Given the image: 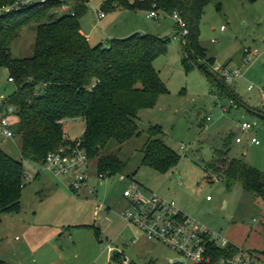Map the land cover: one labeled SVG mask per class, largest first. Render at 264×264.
Returning <instances> with one entry per match:
<instances>
[{"label":"rangeland","instance_id":"1","mask_svg":"<svg viewBox=\"0 0 264 264\" xmlns=\"http://www.w3.org/2000/svg\"><path fill=\"white\" fill-rule=\"evenodd\" d=\"M105 1L89 0L86 11L78 18L81 28L89 34L90 43L109 44L111 39L136 32L169 36L168 51L153 62L168 92L160 95L153 108L140 111L139 135L123 144L112 141L106 149L105 153L116 154L124 162L121 173L106 174L99 179L96 161H90L88 184L97 188L95 194L83 188L77 195L66 183L54 179L43 164L24 160L23 206L17 214L1 215L0 251L12 259V264H40L28 258L26 248L23 255L21 248L15 246L27 238L24 226L29 224L33 244L38 245L37 257L41 260V254L43 261L52 260L55 264H114L117 259L109 247L119 251L118 260L128 258L136 264H193L190 260L171 262L170 259L179 257L177 251L148 240L135 227L127 225L121 211L129 206L124 192L130 188L132 179L146 190L176 201L179 207L185 206L190 212L188 215L210 228L225 233L233 223L245 230L249 240L254 239L255 244H259L264 237L260 229L264 226V200L209 165L216 154L223 151L227 158L243 159L264 171V117L248 112L243 104L231 107V98L218 89L213 91L204 70L195 64L187 68L183 61L186 56L184 38L175 34L176 21L172 13L159 10V20H156L148 16V9L116 5L99 22L96 8H101ZM69 9V6L57 9V17ZM37 25L31 22L22 26L10 45L14 58L33 56ZM199 27V42L206 58L215 59L214 66L242 67L244 47L256 51L251 62L242 67V78L230 86L238 84L239 95L264 115V101L259 93V88L264 86V62L259 60L260 56L264 57V0H210L204 7ZM8 75V69L0 67V92L6 95L16 87L8 80ZM251 84L253 88L248 89ZM221 106L228 111L222 113ZM244 120L253 124L248 132L240 128ZM154 124L162 127L164 141L179 156L177 164L168 171L143 163L148 129ZM84 127L82 118L67 119L64 123V130L71 139L80 138ZM230 133L234 135L225 143ZM238 134L243 137L240 143L235 140ZM252 136L259 140L258 144L251 142ZM0 146L21 159L19 136L14 140L0 139ZM42 177H48L49 186L41 183ZM207 196L212 200L208 201ZM99 202L111 207L107 212L95 214V205ZM44 231H50L55 238L42 242L48 236L41 234ZM136 236L138 239L133 241Z\"/></svg>","mask_w":264,"mask_h":264},{"label":"trees","instance_id":"2","mask_svg":"<svg viewBox=\"0 0 264 264\" xmlns=\"http://www.w3.org/2000/svg\"><path fill=\"white\" fill-rule=\"evenodd\" d=\"M12 1L0 0V6ZM209 1L106 0L102 8L106 12L116 5L157 12L179 11L187 21L188 32L181 36L187 68L197 65L205 71L213 91L218 89L237 104L245 105L230 84L210 70L215 59L206 58L199 42L200 20ZM86 2L48 0L0 14V67L8 69V77L13 78L16 86L9 101L17 107L11 127L20 138L21 153V159H17L0 146V221L3 213L21 210L26 177L24 160L43 164L50 151L69 141L61 120H84L80 138L88 158L96 161L99 173L112 176L121 173L125 164L118 155L105 153L109 144L112 141L123 144L139 135L140 111L153 108L160 95L168 92L153 62L168 51L170 37L136 32L111 39L109 44L92 45L81 32L78 19L86 11ZM68 6L69 11L57 17V9ZM31 22L38 23L34 54L14 58L10 45L22 26ZM181 29L176 23L175 34L179 35ZM190 59L194 62L189 63ZM202 60L205 62H199ZM251 110L262 113L258 108ZM163 134L160 125L149 126L143 163L168 171L177 164L179 156L164 141ZM233 135L230 133L225 143ZM209 166L223 172L230 181H239L243 188L256 192L264 200V171L243 159L227 158L223 151L216 154ZM210 250L213 260L203 264H219L221 256L232 258L239 251L234 244L228 248L211 245Z\"/></svg>","mask_w":264,"mask_h":264},{"label":"built area","instance_id":"3","mask_svg":"<svg viewBox=\"0 0 264 264\" xmlns=\"http://www.w3.org/2000/svg\"><path fill=\"white\" fill-rule=\"evenodd\" d=\"M47 1L13 0L0 6V14L19 9L22 6ZM88 2L89 0L86 3ZM106 14L102 7L96 8L98 20L104 18ZM149 15L159 20V13L155 9L151 10ZM172 16L182 28L179 35L184 36L187 34V21L181 13L175 10ZM255 52L250 47H244L242 67L251 62ZM212 67L228 84L243 76L242 67L231 68L228 65H212ZM8 80L10 82L14 81L12 77H8ZM248 88L251 89L252 84ZM260 91L264 99V88H261ZM230 103L231 106L237 105L232 98ZM16 109L17 107L9 101V95L0 92V139L3 141L14 140L16 137L11 127ZM221 111L225 113L228 108L221 106ZM209 119L210 116L207 117V120ZM66 121L67 119H63L60 122L64 124ZM252 127L253 124L247 120L242 121L240 124L243 132H248ZM235 140L240 143L243 137L236 136ZM251 142L258 144L259 140L252 136ZM90 161L81 138H69V141L62 143L57 149L46 155L43 166L53 177L66 183L73 193H78L88 185ZM97 175L99 179L106 176V174L99 172H97ZM215 180H218V178ZM89 191L95 194L97 189L93 186L89 187ZM124 195L129 200V206L121 211V216L127 224L135 227L149 240L161 242L177 251L180 256L185 258V261L190 260L193 264L210 263L213 260V254L210 250L211 245L228 248L229 245L234 244L239 251L232 258L221 256L218 259L219 264H264V261H260L255 253L231 241L222 230H214L191 217L181 210L176 201L166 199L154 191L146 190L134 179H132L130 188L124 192ZM207 199H211V197L208 196ZM95 209L107 212L109 207L99 202L95 205ZM108 249L110 252L113 251L112 247ZM0 264H2L1 261ZM114 264H130V260L124 258L114 262Z\"/></svg>","mask_w":264,"mask_h":264},{"label":"crops","instance_id":"4","mask_svg":"<svg viewBox=\"0 0 264 264\" xmlns=\"http://www.w3.org/2000/svg\"><path fill=\"white\" fill-rule=\"evenodd\" d=\"M66 8V7H65ZM148 16H150V15H148ZM153 18V17H152ZM99 22L101 21V19L100 20H98ZM81 32L83 33V34H85L86 35V37L89 39V34H87L82 28H81ZM259 60L261 61V62H264V57L263 56H260L259 57ZM244 75V74H243ZM242 78V77H241ZM238 85V84H237ZM237 85H234L233 86V84H232V89L234 90V92L235 93H237L238 94V96H240V98L242 99V100H244V103H245V105H244V107L246 108V110L248 111V112H251V110H249V109H251V108H255V107H252V104L251 103H248L245 99H244V97L243 96H241V95H239V93H238V88H237ZM252 88H253V86H252ZM251 88V89H252ZM261 88H264V86L263 87H260L259 88V93H260V98L264 101V99H263V97H262V93H261V91H260V89ZM249 89V88H248ZM231 107H233V106H231ZM251 113H253V112H251ZM85 128V127H84ZM65 135L68 137V135L66 134V132H65ZM237 136H239V134L237 135ZM241 136V135H240ZM6 141V140H5ZM243 141V140H242ZM39 174V173H38ZM52 176V175H51ZM53 177V176H52ZM48 177H42V184L43 185H47V186H49V182H48V179H47ZM54 179H56L55 177H54ZM121 179L123 180V179H125V177L122 175L121 176ZM56 180H58V179H56ZM50 181V180H49ZM63 182V181H62ZM64 183V182H63ZM87 188H89V184L86 186V188L84 187V189H83V191H86V189ZM97 189V188H96ZM79 194V192L77 193V195ZM208 197V196H207ZM22 199H23V192H22V197H21V208H22V206H23V204H22ZM208 201H211L212 200V198L211 199H207ZM109 205V204H108ZM109 208L111 207L110 205L108 206ZM180 208H181V210L183 211V212H185L186 214H188V213H190L189 212V210L185 207V206H180ZM21 211V210H20ZM19 211V212H20ZM19 212H17V213H19ZM98 212H103V211H100V210H96L95 209V214H98ZM16 213V214H17ZM4 214H7V213H3L2 215H4ZM18 219V218H17ZM124 219V218H123ZM2 220V219H1ZM1 222V221H0ZM128 225V224H127ZM80 226H82V225H80ZM261 230H262V233L264 234V226H263V228L261 227L260 228ZM24 230H25V232H27V238L25 239V240H23L22 242L23 243H20V244H15V246L16 247H20L21 249H20V251H21V253L24 255L25 253H23V250H24V248H26V253H28L29 255H28V258H30V257H32V260L31 261H33V262H39L40 264H55L56 262L55 261H52V260H46V261H43V255H41L40 254V256H41V260H39V253H37L38 252V245H34L33 244V236L31 235V230H30V225L28 224V225H25L24 226ZM100 231V230H99ZM98 231V232H99ZM226 233V235L231 239V241H233L234 243H236V244H238V245H240V246H242V247H244V248H247V249H249V250H251V251H254V253H255V255H256V257L260 260V261H264V253H260V249H263L264 250V237H263V239L262 240H260L259 241V244H255V242H254V239H251V240H249L248 238H250L249 236L248 237H246V232H245V230L241 227V226H238V225H236V224H231L228 228H227V231L225 232ZM42 235L43 234H48V236H45V238L44 239H42L41 241L42 242H47V241H51L52 239H54L55 237L54 236H52L51 235V233H50V231H44V232H42L41 233ZM55 234V233H54ZM139 234H141L140 232H139ZM146 237V236H145ZM16 238H18V236H16ZM147 238V237H146ZM138 239V236H136V237H134V239H133V241H136ZM149 240V239H148ZM152 241V240H151ZM154 242H157V241H154ZM41 243V242H40ZM256 245V246H255ZM23 247V248H22ZM115 251H117V254L115 255L114 254V252ZM113 257L114 256H117L118 254H119V251L118 250H114L113 249ZM37 255H38V257H37ZM118 257H119V255H118ZM179 257H180V255H179ZM114 259H117V260H115V261H119L118 260V258H114ZM173 259H170V261H172ZM0 261L2 262V264H12V259L11 258H9V257H7L6 255H5V252L4 251H0ZM183 262H185V261H183ZM22 263H25V261H23ZM26 263H28V261H26ZM38 264V263H37ZM130 264H136L135 262H133V261H131L130 260Z\"/></svg>","mask_w":264,"mask_h":264},{"label":"water","instance_id":"5","mask_svg":"<svg viewBox=\"0 0 264 264\" xmlns=\"http://www.w3.org/2000/svg\"><path fill=\"white\" fill-rule=\"evenodd\" d=\"M249 110H251V109H249ZM251 112H253L254 114L259 115L261 117H264L263 113H261V112H258V111H255V110H251ZM114 254L116 255L117 254V251H115ZM178 261L183 262V261H185V258L182 257V256H180V257L172 260L171 262L175 263V262H178Z\"/></svg>","mask_w":264,"mask_h":264}]
</instances>
